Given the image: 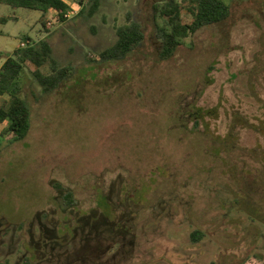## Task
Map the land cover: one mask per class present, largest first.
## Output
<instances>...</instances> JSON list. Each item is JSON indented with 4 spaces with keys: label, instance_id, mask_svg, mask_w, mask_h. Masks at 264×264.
<instances>
[{
    "label": "rangeland",
    "instance_id": "374dc122",
    "mask_svg": "<svg viewBox=\"0 0 264 264\" xmlns=\"http://www.w3.org/2000/svg\"><path fill=\"white\" fill-rule=\"evenodd\" d=\"M67 1L77 12L58 21L48 11L45 27L41 11L0 4V60L47 37L70 68L45 94L30 64V131L0 135V227L48 226L22 230L39 257H20L19 245L0 264H264V0H226L229 16L168 59L153 10L163 0H97L91 15L88 0ZM129 18L143 40L100 60Z\"/></svg>",
    "mask_w": 264,
    "mask_h": 264
},
{
    "label": "trees",
    "instance_id": "16d2710c",
    "mask_svg": "<svg viewBox=\"0 0 264 264\" xmlns=\"http://www.w3.org/2000/svg\"><path fill=\"white\" fill-rule=\"evenodd\" d=\"M84 0H76L84 5ZM89 1L88 14L91 15L98 7L97 0ZM13 8H28L42 12L41 24L46 26L45 14L52 11L58 21H66L65 14L70 8L67 0H0ZM186 9L191 15V21L186 23L182 10ZM154 18L160 37L159 56L168 59L174 55L185 38L206 25L226 19L230 14V6L226 0H163L153 5ZM80 14L85 9L80 8ZM6 20V18H1ZM116 41L99 53L102 61L123 59L143 40L144 33L141 25L132 19L116 28ZM25 46L19 45L12 54L7 55L0 66V96H7L0 102V123H6L0 135L9 140H23L31 127V107L22 97L24 91L25 70L31 64L33 79L39 84L45 94H49L65 82L69 75V66L61 65L53 56L52 46L47 37L38 41L26 38ZM47 66L48 71H42ZM200 118L202 113L197 111ZM240 118V117H238ZM68 205L74 203L70 192L64 194ZM201 230L192 232V240L202 237Z\"/></svg>",
    "mask_w": 264,
    "mask_h": 264
},
{
    "label": "flooded vegetation",
    "instance_id": "af4514ba",
    "mask_svg": "<svg viewBox=\"0 0 264 264\" xmlns=\"http://www.w3.org/2000/svg\"><path fill=\"white\" fill-rule=\"evenodd\" d=\"M197 111L192 112L191 115H194V118L196 120H199V119H201V117L199 118L197 116V113H198ZM207 112L210 113L212 111H207ZM200 113L203 114V110L202 111L200 110ZM237 119H239V118L237 117ZM34 212H35V209L32 212L33 213L32 215H34ZM5 226H6L5 228L0 227V255L1 256L10 257V256L14 255L18 251V246L20 245V247L22 248V254L20 255V257L27 258L28 255L32 259L39 257V250H38L37 246H35V243H38V245H39V242H37L38 239L37 240L34 239L35 234L31 233V237H30L31 239H30V238H28L27 234H22V230H25V228H29V230L32 229V231H33V229H34V231H35V227H37V230L41 231L43 229L42 228L43 226L48 228L47 224L42 225L39 223V221H35L34 218H31L28 220V222L27 221L23 222L21 220L20 222H18L14 226L11 223H6ZM53 230H54L55 234L58 235V233H56V229H53ZM17 231H19L18 235H16ZM22 235H24V240H23ZM42 237H43V234H42ZM43 246H44V244H43ZM45 246H46V244H45ZM16 262H15V264H17Z\"/></svg>",
    "mask_w": 264,
    "mask_h": 264
},
{
    "label": "built area",
    "instance_id": "2783aa9c",
    "mask_svg": "<svg viewBox=\"0 0 264 264\" xmlns=\"http://www.w3.org/2000/svg\"><path fill=\"white\" fill-rule=\"evenodd\" d=\"M74 4H76L77 7H80V6H81L79 3L76 2V0H75V3H74ZM76 12H77V8L74 7V6H72V5L70 4V8H69V10L67 11V13L65 14V17H66V18H70V17H71L73 14H75ZM20 45L23 47V46L26 45V42H25V41H21Z\"/></svg>",
    "mask_w": 264,
    "mask_h": 264
},
{
    "label": "crops",
    "instance_id": "0c3cea01",
    "mask_svg": "<svg viewBox=\"0 0 264 264\" xmlns=\"http://www.w3.org/2000/svg\"><path fill=\"white\" fill-rule=\"evenodd\" d=\"M15 17V16H14ZM3 33V31L2 30H0V34H2ZM5 60H0V66L3 64V62H4Z\"/></svg>",
    "mask_w": 264,
    "mask_h": 264
}]
</instances>
